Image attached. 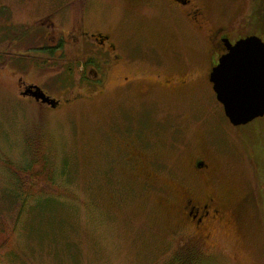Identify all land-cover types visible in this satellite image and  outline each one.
<instances>
[{
  "label": "rangeland",
  "instance_id": "374dc122",
  "mask_svg": "<svg viewBox=\"0 0 264 264\" xmlns=\"http://www.w3.org/2000/svg\"><path fill=\"white\" fill-rule=\"evenodd\" d=\"M24 1L23 9L21 0H0V264H264V118L233 126L205 78L210 30L264 41L255 0H192L206 14L201 28L163 1L91 0L114 42L142 43L119 49L128 59L104 83L99 64V80L89 67L83 81L88 37L66 52L48 50L54 37L38 34L48 25L47 0ZM10 26L29 36L15 53L6 52ZM153 55L166 60L163 74L188 85L179 95L155 90L142 103L143 91L161 84ZM147 70L145 85L119 86ZM20 79L60 105L23 98ZM201 155L220 169L201 190L235 214L210 227L206 245L183 227L185 194L195 186L187 170Z\"/></svg>",
  "mask_w": 264,
  "mask_h": 264
},
{
  "label": "flooded vegetation",
  "instance_id": "af4514ba",
  "mask_svg": "<svg viewBox=\"0 0 264 264\" xmlns=\"http://www.w3.org/2000/svg\"><path fill=\"white\" fill-rule=\"evenodd\" d=\"M24 2L23 9L26 6L29 7V3L27 1L21 0L20 3ZM163 1L167 6L168 10L175 14V16H179L181 19H187L192 24L203 27L208 25V21L206 18V14L204 10L200 6H196L193 4L192 0H158ZM45 5V20L48 22V25L45 28L44 22L39 30L42 34L47 36L51 35L54 38L46 43L48 50L50 49L52 52H66V50H70V47L78 44L79 38L88 37L89 41V49L91 54L89 55L88 62L82 65V70H80L81 75L83 74V81H86V72L91 67L90 74H93V80H99V72L96 64H99L100 67L103 65V83L106 76V71L108 69H112L113 67H120L124 65L126 59L119 49H138L140 48L141 40L139 38H135L134 40L129 39L127 37H120L121 45H118L113 41L112 34L103 32V22L94 18L92 9V1L91 0H82L79 9L80 18L77 19L76 13L78 15L76 9V0H47L45 3H41V5ZM40 5V4H39ZM137 5L132 6V9L135 11L137 9ZM4 9H10L9 6H4ZM139 12V11H138ZM8 13V12H7ZM41 13L40 15H42ZM91 15V16H90ZM10 16V14H9ZM123 22L120 25L119 31L122 30ZM123 26V27H122ZM10 30L7 33V37L10 41L8 44V49L6 52H14L13 48L20 46H27L28 37L22 30L17 31L14 30L10 26ZM127 28V26H126ZM136 29V28H135ZM124 30V28H123ZM122 30V31H123ZM44 35V36H45ZM124 35V34H123ZM37 38V35L35 36ZM61 37V38H60ZM140 37H144V35H140ZM210 41V50L211 55L209 69L205 74V78L210 82V75L212 70L219 64V60L222 56L226 55L229 51L227 48V42H230L232 45L247 36L239 35L238 37L232 39L229 34V31L226 28H215L214 30H210V34L208 35ZM150 40V39H149ZM149 40L147 37H144V43L149 45ZM44 41V40H43ZM86 41V39H85ZM38 42V40H37ZM86 46V44H84ZM121 46V48H120ZM150 47V46H149ZM68 48V49H67ZM152 50L155 47L151 46ZM38 50V49H36ZM134 51V50H133ZM4 52V53H6ZM153 52V51H152ZM15 53V52H14ZM173 54L172 57L179 58L180 56L178 51L171 50ZM98 56V58H97ZM0 57H2L0 55ZM164 57L160 55H153V59L151 61L155 62L156 65L160 68L159 74H157V79H160L156 86H151L147 88V90L143 91L142 103L146 102L154 98L155 90H175L176 95H179V90L184 89L185 86L188 85L187 81H182L180 78H171L168 75H165V69L168 64ZM98 62H97V60ZM1 63V62H0ZM129 67L131 69H135V66L132 64ZM148 70L144 72L142 77H133V76H123L122 83L119 85L123 87L127 91H134L135 86L137 84L145 85L148 81V77H153ZM164 76V78H162ZM162 78V79H161ZM21 85V94L23 98L30 99L34 102L42 104L44 106L51 107L49 104L43 103L42 101H36V99L29 95H23L25 92L29 90L30 87H38L32 84L24 83L23 79L19 80ZM213 86V85H212ZM146 89V87H145ZM46 96H48L45 93ZM148 104V103H145ZM60 105V102L58 106ZM212 158V157H211ZM188 176L193 178V182L195 186L194 188L187 189L185 204L183 206L184 210V221L183 227H185L190 232V239H193V242H198L197 244L206 245L210 236V227L216 224L218 221L223 220V218H230L235 215L233 207H229L225 209L224 205L220 202L221 198L216 195L215 191H209L208 193H204L201 190V186L206 182L208 185L214 184L217 181V177L220 169L212 163V160L206 156H196L194 160L189 164ZM187 174V173H186ZM206 181V182H205ZM218 193V192H217ZM219 194V193H218ZM220 195V194H219ZM223 208V209H222ZM228 208V207H227ZM184 228V231H185ZM192 241V240H191ZM208 248V247H207Z\"/></svg>",
  "mask_w": 264,
  "mask_h": 264
},
{
  "label": "water",
  "instance_id": "95a60500",
  "mask_svg": "<svg viewBox=\"0 0 264 264\" xmlns=\"http://www.w3.org/2000/svg\"><path fill=\"white\" fill-rule=\"evenodd\" d=\"M227 48L229 52L220 58L219 64L212 70L210 81L229 122L235 127L247 126L264 118V41L252 35L237 41L235 45L227 42ZM225 68L230 81L246 99L241 107L230 106L221 95L218 79ZM29 94L52 108L58 106V102L47 97L39 87H30L23 95Z\"/></svg>",
  "mask_w": 264,
  "mask_h": 264
},
{
  "label": "snow or ice",
  "instance_id": "6c2138e0",
  "mask_svg": "<svg viewBox=\"0 0 264 264\" xmlns=\"http://www.w3.org/2000/svg\"><path fill=\"white\" fill-rule=\"evenodd\" d=\"M218 87L223 99L230 106L236 105L237 107H241L246 103L243 94L237 91L233 83L230 81L226 68L221 70L220 78L218 79Z\"/></svg>",
  "mask_w": 264,
  "mask_h": 264
},
{
  "label": "trees",
  "instance_id": "16d2710c",
  "mask_svg": "<svg viewBox=\"0 0 264 264\" xmlns=\"http://www.w3.org/2000/svg\"><path fill=\"white\" fill-rule=\"evenodd\" d=\"M252 17H256V24L254 25V27L258 30V28L261 31H264V1L263 0H255V11L253 13ZM258 22H260V26L258 24ZM254 24V22H253ZM262 25V26H261ZM264 160V157H263ZM259 166L261 169H259L260 171L263 169L264 170V164L262 165V161L260 162L258 160ZM43 174V173H42ZM40 176V175H39ZM43 207V206H42ZM41 207V209H42ZM45 207H43L44 209Z\"/></svg>",
  "mask_w": 264,
  "mask_h": 264
}]
</instances>
